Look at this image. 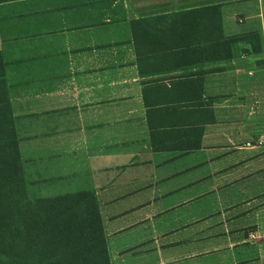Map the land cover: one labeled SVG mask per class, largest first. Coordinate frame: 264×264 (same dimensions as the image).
<instances>
[{"label": "crops", "instance_id": "0c3cea01", "mask_svg": "<svg viewBox=\"0 0 264 264\" xmlns=\"http://www.w3.org/2000/svg\"><path fill=\"white\" fill-rule=\"evenodd\" d=\"M0 55L27 197L93 192L110 264H264V0H13Z\"/></svg>", "mask_w": 264, "mask_h": 264}, {"label": "trees", "instance_id": "16d2710c", "mask_svg": "<svg viewBox=\"0 0 264 264\" xmlns=\"http://www.w3.org/2000/svg\"><path fill=\"white\" fill-rule=\"evenodd\" d=\"M3 76L0 55V264H110L93 192L27 197Z\"/></svg>", "mask_w": 264, "mask_h": 264}, {"label": "rangeland", "instance_id": "374dc122", "mask_svg": "<svg viewBox=\"0 0 264 264\" xmlns=\"http://www.w3.org/2000/svg\"><path fill=\"white\" fill-rule=\"evenodd\" d=\"M128 235H130L129 237H131L132 233ZM114 242L119 243V241L115 239L109 240L110 245H112ZM152 253L153 251L138 252L134 254L125 253L124 255H122L123 258L111 254V264H136L137 262H145V264H157L158 256H155Z\"/></svg>", "mask_w": 264, "mask_h": 264}, {"label": "built area", "instance_id": "2783aa9c", "mask_svg": "<svg viewBox=\"0 0 264 264\" xmlns=\"http://www.w3.org/2000/svg\"><path fill=\"white\" fill-rule=\"evenodd\" d=\"M252 238H253V236H252Z\"/></svg>", "mask_w": 264, "mask_h": 264}]
</instances>
